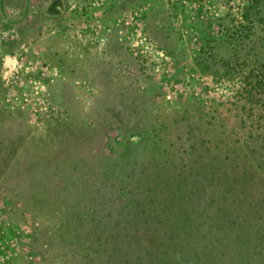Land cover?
Here are the masks:
<instances>
[{
    "label": "rangeland",
    "instance_id": "rangeland-1",
    "mask_svg": "<svg viewBox=\"0 0 264 264\" xmlns=\"http://www.w3.org/2000/svg\"><path fill=\"white\" fill-rule=\"evenodd\" d=\"M248 1L1 0L0 264H264L262 103L193 64Z\"/></svg>",
    "mask_w": 264,
    "mask_h": 264
},
{
    "label": "trees",
    "instance_id": "trees-1",
    "mask_svg": "<svg viewBox=\"0 0 264 264\" xmlns=\"http://www.w3.org/2000/svg\"><path fill=\"white\" fill-rule=\"evenodd\" d=\"M242 9V21L234 26L233 31L232 28L229 32L221 31L220 35L205 38L201 42L197 54L193 56V64L199 72L219 78L238 79L241 96L247 102L261 101L264 109V0H249L248 6H243ZM3 18L8 19L5 13ZM253 236L254 232L248 234L246 242L252 243ZM242 240L244 243V238ZM146 241L141 246L145 247L146 257H141V260L138 257V264H165L168 258L164 252L162 259L157 260L155 251L160 250L159 246L149 242L150 240ZM141 250L143 249L138 251ZM186 253L190 254L189 251ZM186 253L177 258V261L181 264H193L190 260L193 258ZM169 259L176 258L169 256Z\"/></svg>",
    "mask_w": 264,
    "mask_h": 264
},
{
    "label": "flooded vegetation",
    "instance_id": "flooded-vegetation-1",
    "mask_svg": "<svg viewBox=\"0 0 264 264\" xmlns=\"http://www.w3.org/2000/svg\"><path fill=\"white\" fill-rule=\"evenodd\" d=\"M18 1V0H17ZM21 1H23V0H21ZM50 0H48V2H49ZM47 9V8H46ZM59 10V9H58ZM2 12V13H1ZM5 12H4V9H3V6H1V0H0V17L1 18H3V14H4ZM7 16V15H6ZM7 18H8V16H7ZM6 20V19H5ZM9 21V18L7 19V22ZM10 22V21H9Z\"/></svg>",
    "mask_w": 264,
    "mask_h": 264
}]
</instances>
